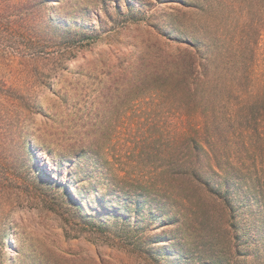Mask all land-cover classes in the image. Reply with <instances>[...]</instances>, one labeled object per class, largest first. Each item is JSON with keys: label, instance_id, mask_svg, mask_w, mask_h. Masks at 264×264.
Segmentation results:
<instances>
[{"label": "rangeland", "instance_id": "rangeland-1", "mask_svg": "<svg viewBox=\"0 0 264 264\" xmlns=\"http://www.w3.org/2000/svg\"><path fill=\"white\" fill-rule=\"evenodd\" d=\"M0 264H264V0H0Z\"/></svg>", "mask_w": 264, "mask_h": 264}, {"label": "bare ground", "instance_id": "bare-ground-1", "mask_svg": "<svg viewBox=\"0 0 264 264\" xmlns=\"http://www.w3.org/2000/svg\"><path fill=\"white\" fill-rule=\"evenodd\" d=\"M9 251L10 252H14V248H13V245L12 244H10V246H9Z\"/></svg>", "mask_w": 264, "mask_h": 264}]
</instances>
